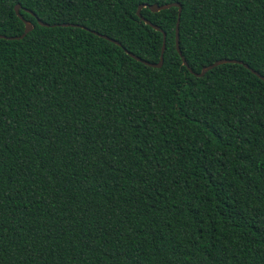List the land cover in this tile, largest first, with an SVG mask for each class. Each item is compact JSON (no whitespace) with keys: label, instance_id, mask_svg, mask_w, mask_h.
Instances as JSON below:
<instances>
[{"label":"trees","instance_id":"obj_1","mask_svg":"<svg viewBox=\"0 0 264 264\" xmlns=\"http://www.w3.org/2000/svg\"><path fill=\"white\" fill-rule=\"evenodd\" d=\"M171 2L194 72L242 63L190 72ZM0 35V264H264V0H0Z\"/></svg>","mask_w":264,"mask_h":264},{"label":"water","instance_id":"obj_2","mask_svg":"<svg viewBox=\"0 0 264 264\" xmlns=\"http://www.w3.org/2000/svg\"><path fill=\"white\" fill-rule=\"evenodd\" d=\"M143 6H145V4H140L137 7L136 13H137V15L139 17H141L140 10H141V8ZM171 6H176L178 8V13H177V16L178 17H177V21H176V24H175V45H176V50H177L178 54L181 57L182 64L185 65L189 69L190 72H192L195 76H202L207 70L213 68L214 66L220 65L222 63H242L241 61L235 60V59L221 58V59L215 60L214 62H212V63H210V64H208L206 66H203L199 72H194L188 66L185 58L181 54L180 47H179V29H178V25H179V15H180V11H181V5L178 2H171V3H164V4H156V3H153V4H149L148 5V8L151 11H159L161 9H166V8L171 7ZM19 7H20V5L19 4H16L14 6V11L18 15L19 18L23 19L22 16H21V14L19 13ZM141 19L144 20L145 23L152 25L155 29L160 30L158 26L153 25L150 21L146 20L145 18L141 17ZM23 21H24V24H25V28H24L23 33L21 35H19V36H10L8 38H10V39L21 38L28 31H30L32 29V24L29 21L24 20V19H23ZM38 22L40 24H43V25H48L46 23L41 22L40 20H38ZM61 25H63V26H81L79 24H74V23H63ZM82 27H84V26H82ZM92 32H94V33L98 34L99 36H102L104 38H107V39H109L111 41H114L117 44H119L117 41H115V40H113V39H111V38H109V37H107V36H105L103 34L97 33L96 31H92ZM0 36H2V35H0ZM164 49H165V33L162 32V45H161V51H160V55H159V61L157 63H150V62L144 61V60H142L141 58L135 56L132 53H130V55L133 56V57H135L137 60L143 61L144 63H146L149 66H152V67H160L162 65V62H163V52H164ZM252 71L256 75H258L259 77H261L262 80L264 81V77L263 76H261L258 72L254 71V70H252Z\"/></svg>","mask_w":264,"mask_h":264}]
</instances>
